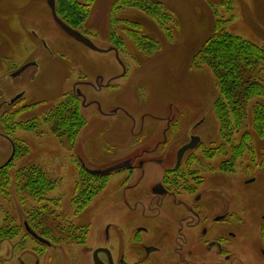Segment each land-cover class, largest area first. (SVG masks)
<instances>
[{
    "label": "rangeland",
    "instance_id": "1",
    "mask_svg": "<svg viewBox=\"0 0 264 264\" xmlns=\"http://www.w3.org/2000/svg\"><path fill=\"white\" fill-rule=\"evenodd\" d=\"M76 1L87 14L70 29L73 37L47 0H0V168L12 162L0 208L30 210L58 200L54 207L70 213L82 168L105 172L87 213L98 230L116 198L118 162L134 145L157 142L154 134L167 120L183 131L204 120L197 133L210 128L211 141L204 144L226 145L227 161L240 134L230 144L220 137L216 81L209 69L197 68V52L216 28L264 48V0H145L162 5L161 23L132 7V0ZM74 97L85 125L69 145L46 119ZM255 103L264 106V99L248 104L247 131ZM253 138L251 149L225 171L226 198L248 211L249 222L264 213V139ZM12 142L17 155L11 160ZM27 167L56 183L41 201L20 192L15 173Z\"/></svg>",
    "mask_w": 264,
    "mask_h": 264
},
{
    "label": "flooded vegetation",
    "instance_id": "2",
    "mask_svg": "<svg viewBox=\"0 0 264 264\" xmlns=\"http://www.w3.org/2000/svg\"><path fill=\"white\" fill-rule=\"evenodd\" d=\"M203 123L183 131L169 119L157 142L134 145L118 162L103 229L87 214L101 192L78 184L70 213L54 207L58 200L0 208V264H264V213L249 222L227 200L225 166L235 163L226 145L204 144L212 132L199 135Z\"/></svg>",
    "mask_w": 264,
    "mask_h": 264
},
{
    "label": "trees",
    "instance_id": "3",
    "mask_svg": "<svg viewBox=\"0 0 264 264\" xmlns=\"http://www.w3.org/2000/svg\"><path fill=\"white\" fill-rule=\"evenodd\" d=\"M54 2L57 18L71 29L76 28L80 17H86L87 7L80 5L76 0H54ZM130 5L139 8L154 21L160 22L165 19L163 14L158 15V8L162 5L145 0H132ZM216 32L217 28L198 50L197 55L200 54V60L198 59L196 66L209 69L216 81L219 96L213 103V113L219 124L220 137L225 144H230L231 136L235 133L240 134L239 141L229 148L231 155L227 161L233 164L235 160H240L242 154L251 149L250 144L253 141L251 139H255L253 136L259 140L264 139L263 105L255 103L252 107L251 131H247L249 126L245 122L248 104L254 99H264L262 84L264 81V48L226 32ZM134 35L138 36L137 33ZM145 50L152 49L147 46ZM79 106V101L75 97L70 98V102L65 100L46 119V122L51 125L52 133L64 139L69 145L74 142L85 125L84 118L79 114ZM12 146L15 149L13 157L15 158L17 148L13 142ZM11 166L12 162H9L0 168L1 192L5 191L10 183ZM230 166H225V171L230 170ZM82 173L77 183V191L81 193L98 192L102 182L108 177V175H98L83 168ZM15 177L17 184L21 182L20 192L33 201L43 200L44 195L53 190L56 184L36 167L18 170Z\"/></svg>",
    "mask_w": 264,
    "mask_h": 264
},
{
    "label": "water",
    "instance_id": "4",
    "mask_svg": "<svg viewBox=\"0 0 264 264\" xmlns=\"http://www.w3.org/2000/svg\"><path fill=\"white\" fill-rule=\"evenodd\" d=\"M47 1H48V3H49L50 9H51L52 16L54 17V19L58 20V18H57V16H56V13H55V2H54V0H47ZM61 26H62V28H63L64 30H66L67 32H69L70 35H72L73 37L76 36V35L73 33V31L70 30L71 28L67 27L66 25L63 26L62 24H61ZM87 44H88V43H87ZM25 68H26V67H25ZM25 68H23L21 71H23ZM21 71H19V73H20ZM19 73H17V74H19ZM18 98H19V97H17V98H15L14 100H12V101H11V104L14 103ZM194 144H195V143H194ZM193 147H194L193 145L189 146V148H193ZM12 149H13V151H12V157H11V160L13 159V157H14V153H15V149H14L13 146H12ZM8 163H9V162H8ZM116 167H118V168H122V164H119V165L116 166ZM93 173H96V174H98V175H107L105 172H93Z\"/></svg>",
    "mask_w": 264,
    "mask_h": 264
}]
</instances>
